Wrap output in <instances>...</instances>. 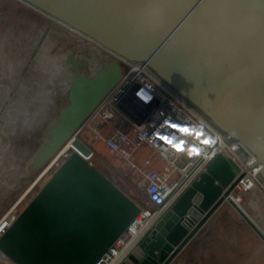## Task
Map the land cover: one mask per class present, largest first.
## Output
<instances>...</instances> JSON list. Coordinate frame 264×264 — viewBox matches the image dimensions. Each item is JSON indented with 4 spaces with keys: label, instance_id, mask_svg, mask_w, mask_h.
<instances>
[{
    "label": "water",
    "instance_id": "obj_1",
    "mask_svg": "<svg viewBox=\"0 0 264 264\" xmlns=\"http://www.w3.org/2000/svg\"><path fill=\"white\" fill-rule=\"evenodd\" d=\"M18 1L111 55L91 73L70 67L68 103L34 164L73 135L120 79L124 60L143 65L239 156L252 157L264 189V0ZM67 61L87 66L73 54ZM71 144L0 235L9 264H95L139 213L141 206L83 157L89 146L80 138ZM237 172L231 157L216 153L119 264H170L224 203Z\"/></svg>",
    "mask_w": 264,
    "mask_h": 264
},
{
    "label": "rangeland",
    "instance_id": "obj_2",
    "mask_svg": "<svg viewBox=\"0 0 264 264\" xmlns=\"http://www.w3.org/2000/svg\"><path fill=\"white\" fill-rule=\"evenodd\" d=\"M93 46L96 47L18 0H0V219L8 212H20L52 174L55 167L44 170L71 136L43 162L33 161L49 136L50 123L68 103L71 74L67 56L73 54L90 62L87 69L75 70L79 73H91L102 60L106 61L104 52ZM108 131L110 128L104 133ZM79 137L89 141L93 150L89 161L93 165L140 206L153 208L146 202L138 173L129 170L101 138L94 140L92 131L83 130ZM150 154H138L137 161ZM251 194H264V189L258 186L246 198ZM251 202L247 212L260 229L264 210L260 209V201L256 205L254 200ZM220 208H225L231 217H239L227 202ZM228 251L227 263L264 264V241L254 231L252 239L249 235L246 240L239 238Z\"/></svg>",
    "mask_w": 264,
    "mask_h": 264
},
{
    "label": "built area",
    "instance_id": "obj_3",
    "mask_svg": "<svg viewBox=\"0 0 264 264\" xmlns=\"http://www.w3.org/2000/svg\"><path fill=\"white\" fill-rule=\"evenodd\" d=\"M97 47L104 52L105 60L111 56ZM120 63V79L44 170L55 167L54 171L73 149L72 140L82 139L79 137L81 131L90 130L94 133V140L101 138L110 152L116 154L129 170L140 175L146 202L153 208L141 206L139 213L95 264H119L152 227L160 211L171 205L218 152L231 157L238 166L234 179L237 181L224 202L240 218L242 213L251 219L247 209L252 202L246 197L260 186L255 174L258 167L249 165L252 157L239 156L214 127L181 102L143 65L124 60ZM108 128L110 131L105 134L104 130ZM89 148L90 152L83 155L87 160L93 155L92 148ZM145 152L151 154L138 162L137 155ZM156 158L163 161L161 169L151 167ZM18 213L11 211L0 219L4 220L0 235L11 224L9 221L7 224L6 218L11 216L13 222ZM0 258V264H9L8 257L1 250Z\"/></svg>",
    "mask_w": 264,
    "mask_h": 264
},
{
    "label": "crops",
    "instance_id": "obj_4",
    "mask_svg": "<svg viewBox=\"0 0 264 264\" xmlns=\"http://www.w3.org/2000/svg\"><path fill=\"white\" fill-rule=\"evenodd\" d=\"M162 164L163 161L156 158L151 163V167L161 169ZM250 196L248 199L254 200L255 205L257 201H260V209L264 210V194H251ZM260 218L261 216L258 215L257 219ZM241 219L240 217H231L227 214L225 208L219 207L185 244L170 264H231L225 260V255H229L228 248L236 244L239 238L246 240L249 235L252 239L253 231L255 232L251 226H247ZM251 219L255 223L253 218ZM261 223L260 230L264 234V218Z\"/></svg>",
    "mask_w": 264,
    "mask_h": 264
},
{
    "label": "flooded vegetation",
    "instance_id": "obj_5",
    "mask_svg": "<svg viewBox=\"0 0 264 264\" xmlns=\"http://www.w3.org/2000/svg\"><path fill=\"white\" fill-rule=\"evenodd\" d=\"M67 58H68V56H67ZM67 58H66V60H67ZM104 59H105V57H104ZM78 60H85V62L87 63V66H81V64H79V62H68V68H69V74L71 73L70 72V67L71 66H75V68H76V70L77 69H83V68H85V69H87L88 68V64L90 63L86 58H84V57H82L81 59H78ZM105 61L104 60H102V62H101V65L104 63ZM100 65V66H101ZM98 68V67H97ZM96 68V69H97Z\"/></svg>",
    "mask_w": 264,
    "mask_h": 264
},
{
    "label": "bare ground",
    "instance_id": "obj_6",
    "mask_svg": "<svg viewBox=\"0 0 264 264\" xmlns=\"http://www.w3.org/2000/svg\"><path fill=\"white\" fill-rule=\"evenodd\" d=\"M63 26V25H62ZM65 27V26H64ZM67 28V27H66ZM67 29H69V28H67ZM73 34H75L76 36H81V37H83L82 35H80L79 33H77V32H75V31H73V30H71V29H69ZM84 38V37H83ZM90 41V40H89ZM44 42V41H43ZM91 42V41H90ZM91 43H93V42H91ZM94 49H96V47H93ZM57 69V71H58V68H56ZM51 70V69H50ZM57 76V75H56ZM50 81H52L51 79H50ZM49 82V81H48ZM66 87V86H65ZM233 147V146H232ZM234 148V147H233ZM161 215H159V217H160ZM158 217V218H159ZM158 218L156 219V220H158ZM6 221H7V224H8V221H9V223H12V219H11V216L10 217H8V218H6ZM4 222V220H1L0 221V225H2V223ZM156 222V221H155ZM154 222V223H155ZM154 225V224H153ZM153 225H152V227H153ZM151 227V228H152ZM6 230V229H5ZM1 259V258H0ZM1 261V260H0Z\"/></svg>",
    "mask_w": 264,
    "mask_h": 264
}]
</instances>
